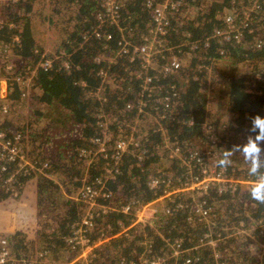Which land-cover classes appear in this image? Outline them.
Segmentation results:
<instances>
[{
  "label": "trees",
  "instance_id": "1",
  "mask_svg": "<svg viewBox=\"0 0 264 264\" xmlns=\"http://www.w3.org/2000/svg\"><path fill=\"white\" fill-rule=\"evenodd\" d=\"M160 1L154 0V5ZM119 2L118 26L99 23V0H5L0 5L4 17L0 26V70L9 75L10 90L4 102L10 112L32 103L40 106L29 108L26 125V121L19 125L0 121V128L10 137L22 136V146L31 159L49 166L38 180V249L49 252L52 264L64 263L78 254L66 239L88 207L72 199L65 201L64 197L79 195L84 185L96 186L106 176L109 157L104 159L102 154L84 160L81 152L94 148L98 138L110 137L113 141L133 136L138 146L124 156L120 174L106 182L115 206L130 199L150 202L167 188L181 189L192 178L200 177V166L192 160V154L204 156L207 146L216 157L217 167L225 168L226 174L240 183L234 192L219 193L213 187L207 196L192 192L170 198L152 225L144 230L133 227L128 232L130 237L121 235L102 245L97 250L101 264H125L138 255L169 258L171 244L178 240L186 249L198 247L185 256L192 258L191 264H264L258 245L264 243V185L242 183L264 181V157H255L244 166L232 155L235 145L241 150L246 146L237 136L251 135L249 144L264 139L259 129L264 125V0H182L171 17L166 37V48L180 58L181 69L167 78L159 76L150 97L144 93L147 106L141 112V63L137 59L132 63L118 52L123 38L133 45L144 43L154 23L152 10L149 0ZM254 2L260 9H252ZM246 12L250 14L245 21L249 26L241 43L209 39L216 30L227 31V16L233 15L240 24ZM96 31L101 38L96 37ZM52 45L55 56L44 51ZM170 54L167 52L165 59ZM43 55L60 59L45 71L40 67ZM63 60L69 61L70 69L64 68ZM7 64L14 70L5 73ZM33 71L37 93L31 90L24 98L18 81L12 82L10 76L18 74L23 80ZM101 71L112 79L104 81ZM162 100H169L170 107L165 108ZM156 119L160 121L157 124ZM105 121L106 127L101 126ZM205 125L214 128L216 145L207 140ZM112 133L118 137L112 138ZM206 140L209 143L204 148ZM176 147L181 151L179 158L172 157ZM3 166L13 171L17 163L5 162ZM34 175L21 177L17 187L21 190ZM153 177L161 182L155 190L149 187ZM8 196L0 190V201ZM196 204L211 209L208 223L195 212ZM131 220L118 210L96 219L92 240L120 232L122 226H130ZM207 233L217 240L218 259L213 248L202 246ZM14 242V259L27 258L19 251L27 250L29 243L23 239ZM167 264H173L172 260L167 259ZM177 264H183V260Z\"/></svg>",
  "mask_w": 264,
  "mask_h": 264
},
{
  "label": "built area",
  "instance_id": "2",
  "mask_svg": "<svg viewBox=\"0 0 264 264\" xmlns=\"http://www.w3.org/2000/svg\"><path fill=\"white\" fill-rule=\"evenodd\" d=\"M5 0H0V5ZM100 3V13L98 14V21L100 24H109L111 26H118L120 21V10L121 4L119 0H99ZM182 5V0H162L156 5H154V0H149L148 7L152 10L153 26L149 30V34L145 41L141 45H133L129 43L125 38L119 44L118 56H128L130 62H134L136 59L141 63V73L139 74L140 79L143 80L141 98L139 101V112L146 108L147 103L144 100V93H148L150 97L151 91L153 90V83L158 80L159 76L167 78L171 74L179 71L181 69L182 63L180 58L174 54V50L166 48V37L170 29V21L174 11L178 10ZM252 9H260V4L254 2ZM245 20L240 24L236 23V18L233 15L226 17L225 24L228 27L227 31L216 30L213 32L209 39H215L217 42H231L241 43L242 35L244 30L248 28V23L245 21L250 19V14L245 13ZM4 22V17L0 15V26ZM97 38H101L99 32H95ZM19 41L18 38H15ZM206 40V46L210 45V40ZM260 47V44L258 45ZM195 46H191L194 49ZM167 52L171 53L170 56L166 58ZM224 52H221L223 54ZM64 54V53H62ZM160 56L158 63L154 64L155 57ZM43 60L40 63V67L49 71L53 68V63L56 59H60V56L55 57V59L46 58L45 55L42 56ZM114 59L110 58V61ZM164 60V61H162ZM100 62L101 59H96ZM63 66L65 69H70L69 61L63 60ZM152 69V73L148 74L149 69ZM5 73H9L14 70V66L7 64L4 68ZM158 71V72H157ZM0 72H2L0 70ZM35 76V71H33ZM7 79L0 78V116L6 117L3 113H8L9 107L2 104L4 98L9 96V82ZM100 76L104 81H110L112 78L108 75L106 71H101ZM1 77V76H0ZM20 80V78H18ZM85 83H82L84 85ZM28 90L23 92L22 96L26 98L28 96ZM7 104V103H5ZM162 104L165 108L170 107L169 100H162ZM115 121V119H113ZM158 123L160 122L157 119ZM108 121L101 123V126H105ZM204 130L208 135L207 140L213 145L218 143V137L212 126H204ZM118 137V136H117ZM137 142L134 137L126 138H116L113 141L109 138L102 140L98 138L94 141V148L87 151H82L81 156L84 160L92 159L98 155H105L104 159L108 157V162L106 163L105 178H100L96 186L84 185L79 192L78 201L83 205L88 207L87 211L84 212L81 219L76 221L72 225L71 235L66 239L67 244L72 248V250L77 251L78 257L66 264H101L102 260L97 254V250L102 248V245L108 243L111 239L117 238L121 235L130 237L128 232L131 228L140 226L141 230L146 229L148 225H152L154 221L157 220L159 213V207L157 202H141L136 199H130L128 202L121 206H115L114 194L107 187V180L115 179L120 174V164L126 154L131 150L136 148ZM208 142V143H209ZM96 148H99L98 150ZM86 150V149H85ZM212 149L208 148L204 151V156L199 155L194 152L192 154V160H194L200 167L201 176L192 178L188 183L183 185V188L171 190L176 191H186L194 190L198 193V196H207L211 188H216L219 193L234 192L239 180H235L226 174L225 168H218L216 163V157L211 152ZM181 156V151L176 147L172 151V157L179 158ZM7 163H17L16 167H13V171H6L3 164ZM188 166V164H187ZM49 168L46 162L40 160L31 159L27 151L22 146V136L20 134H15L10 137L8 133L0 128V180L4 179V184L0 185V190H3L5 194H9L6 198L18 199L21 195L23 189L17 187V183L21 177H30L33 174L44 175L45 171ZM242 183L251 185H264V181L251 182L242 181ZM161 186V182L158 178L153 177L149 181V187L152 190L157 189ZM170 188H167L163 195H170ZM162 198V196L157 197ZM156 198V199H157ZM5 200V199H4ZM106 202L107 205L101 203ZM112 201V204L110 203ZM1 202V201H0ZM195 212L202 217V221L209 222V212L211 209L206 208L205 204H196ZM169 208V207H168ZM167 208V209H168ZM166 209V208H165ZM163 209V210H165ZM118 210L123 215L132 218L130 226L124 227L120 232L114 234H103L97 239V241L92 240V234L96 229V219L106 216ZM169 210H166V214ZM206 243H202V246H208L216 249L217 240L212 238V235L207 233L205 235ZM198 247L186 249L181 240L175 241L171 244L172 253L169 258H158L153 259L145 255H138L133 258V260L126 262L125 264H167V259L172 260L173 264H177L179 259L183 260V264H191L192 258L185 257L187 254L197 249ZM215 259L219 256L215 252ZM46 253L39 254L40 264H52L48 259L45 258ZM101 260V261H100ZM0 264H28L20 263L15 260L12 255V242L10 238L0 233Z\"/></svg>",
  "mask_w": 264,
  "mask_h": 264
},
{
  "label": "crops",
  "instance_id": "3",
  "mask_svg": "<svg viewBox=\"0 0 264 264\" xmlns=\"http://www.w3.org/2000/svg\"><path fill=\"white\" fill-rule=\"evenodd\" d=\"M42 38L44 39V36H42ZM48 41V40H47ZM44 47V46H43ZM45 54L49 53V54H53L51 53L50 50L47 48L44 49ZM44 53V52H43ZM14 56V55H13ZM12 76V77H11ZM11 81L13 79H16L18 81V85H19V92L22 95L23 92H26L28 90V92H30L31 90L34 91V94L37 93V89L33 88L34 87V78L35 76L32 74H29V76L27 78H24L23 80H18V74L17 75H11ZM9 82V79H8ZM13 82V81H12ZM11 103V102H10ZM29 105L33 110L37 109V107L39 108L40 106H38L35 103H32V105ZM37 105V106H36ZM29 116V113H28ZM24 118V116L22 117ZM28 117H25V119L27 122ZM264 119V118H263ZM23 120L20 123H24ZM25 122V123H26ZM261 131V136L264 137V125H262L261 128H259ZM165 132V130H164ZM164 138H167L165 136H163ZM238 140L242 142V145H244V139L247 141L245 143V149L241 150L238 148L237 145H235L233 147L234 151L232 153V155H240V157H245V152L247 151V146L249 145L248 141L249 138H253L251 135H243L241 134V136H237ZM163 138V139H164ZM258 143H253L252 142V146H251V151L253 154H255V157H264V139L260 138L257 140ZM201 142V141H199ZM207 142V140H206ZM251 144V143H250ZM208 145V142L205 146H203L204 148ZM263 146V147H262ZM209 146L206 147V149ZM255 150V152H254ZM239 157V158H240ZM254 157V158H255ZM253 158V159H254ZM240 164V162H239ZM244 166H246L247 164H243ZM41 174H36L34 175L31 179H29L23 186V190L21 191V195L18 199H5L3 201L0 202V233L1 234H5L7 235L11 242H12V255H14L13 253V247H14V241H16V239H20V240H25L26 243H29L27 246V250H23L19 251V254L23 255V256H27V258H24L22 260H20V263H24V261L28 264H40L41 260L39 257V254H44L43 250H39V240H40V225H41V215L39 213V204H40V200L38 197V180ZM65 201L72 199L74 201H78V194H75L74 196H70V197H64ZM170 200V196L168 195H162V198H157L154 200H151L149 203L152 202H157L159 209H165L167 201ZM259 245V243H258ZM262 254L261 257H264V246L262 247ZM214 251L216 252V249H214ZM46 256L45 258L48 259L49 261L52 260V258L50 257L49 252H45ZM22 256V257H23ZM14 257V256H13ZM21 257V258H22ZM78 257V255H76L75 257H73L72 259H68L67 261H65L64 263H58V262H54V264H66L69 261H72L74 259H76ZM15 258V257H14ZM18 261V260H17Z\"/></svg>",
  "mask_w": 264,
  "mask_h": 264
},
{
  "label": "rangeland",
  "instance_id": "4",
  "mask_svg": "<svg viewBox=\"0 0 264 264\" xmlns=\"http://www.w3.org/2000/svg\"><path fill=\"white\" fill-rule=\"evenodd\" d=\"M41 41L42 40H40V42ZM49 50H50L51 53H54V56L56 55V53H55L56 50H55V46L54 45H52V47H50ZM0 76H1L0 78L2 80H4L3 78L7 79V76L2 74L1 72H0ZM3 100L6 101L7 100L6 97ZM3 103H4V105H7V104H5L6 102H3ZM29 108H30V106H24L23 108H20V109H18L16 111H11L10 112V110H9L8 113H5V114L3 113V115H5L6 117L0 116V121L1 122L7 121L8 123H15L16 125H19V123L23 119H25V117H28ZM23 116H24V118H22ZM149 118H150V121H153V116H150ZM23 121H26V120H23ZM155 121H156V124H157L158 123L157 119ZM26 124H27V122L24 123V125H26ZM111 137L112 138H116L117 136L114 137V135L112 133ZM108 138H110V137H108ZM246 142L247 141L244 139V143H246ZM251 146H252V143L247 146L248 149H247V151L244 154L245 157H241V159H240L239 156L236 155V158H235L236 160L235 161L241 162L242 164H250L254 160L253 158L255 157V154H253L252 151H251L252 150ZM96 149L98 150L99 148H96ZM233 151H234V149H233ZM254 152H255V150H254ZM192 192H194V190L176 191V192H172L171 191L169 196H170V198H172V197H174V196H176L178 194H190ZM263 244L264 243H261V242L259 243V249H261L264 246Z\"/></svg>",
  "mask_w": 264,
  "mask_h": 264
},
{
  "label": "bare ground",
  "instance_id": "5",
  "mask_svg": "<svg viewBox=\"0 0 264 264\" xmlns=\"http://www.w3.org/2000/svg\"><path fill=\"white\" fill-rule=\"evenodd\" d=\"M262 122L264 123V119L262 120Z\"/></svg>",
  "mask_w": 264,
  "mask_h": 264
}]
</instances>
